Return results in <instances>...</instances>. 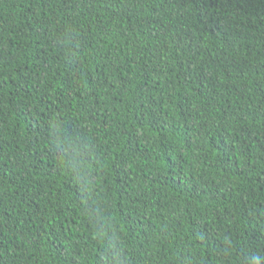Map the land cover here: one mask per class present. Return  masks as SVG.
Instances as JSON below:
<instances>
[{"label":"trees","instance_id":"trees-1","mask_svg":"<svg viewBox=\"0 0 264 264\" xmlns=\"http://www.w3.org/2000/svg\"><path fill=\"white\" fill-rule=\"evenodd\" d=\"M0 264H264V0H0Z\"/></svg>","mask_w":264,"mask_h":264}]
</instances>
